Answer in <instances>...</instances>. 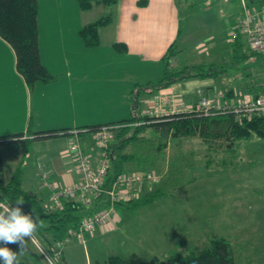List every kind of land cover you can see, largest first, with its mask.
Wrapping results in <instances>:
<instances>
[{
	"label": "crops",
	"instance_id": "crops-1",
	"mask_svg": "<svg viewBox=\"0 0 264 264\" xmlns=\"http://www.w3.org/2000/svg\"><path fill=\"white\" fill-rule=\"evenodd\" d=\"M180 1L118 0L112 11L97 6L83 12L78 0H39L42 61L51 74L57 77V81L51 85L39 84L34 90L18 72L14 49L0 36V138L22 134L19 141L15 140L17 142L0 144V178L9 181L17 168L22 167L25 191L37 195L43 206L48 208L51 206V191L47 187L43 188L44 176L48 177L49 184H56L59 188L73 186L78 181L75 164L71 158L65 159L66 150L72 141L68 133L75 130L81 132L84 151L97 167L102 154L95 140L93 142L90 129L132 119L131 114H134L131 113L129 101L136 87L161 79L162 59L177 39L179 31L182 29L184 32L183 19L186 17L182 15ZM183 2L185 9L192 7L193 0ZM248 2L260 7L264 0ZM109 12L114 15V23L100 30L101 46L86 48L79 36L80 30ZM192 17L190 14L188 20L191 21ZM179 42L182 46L184 33ZM116 44L126 46L127 51L118 52ZM198 81L206 86L193 89L185 81L158 95L176 96L186 104H193L200 90L208 94L219 92L213 82ZM143 91L150 92L149 89ZM234 91L241 92L237 89ZM256 91L257 88L253 87V91L247 94ZM146 93L141 97L143 111L150 107L155 97ZM147 131L121 151L118 138L112 142L113 159L119 155L127 157L122 159L124 173L150 171L139 168L145 158H140L137 151L138 143ZM57 132L67 135L52 136ZM161 148L167 151L166 156L169 153L171 156L172 144H165ZM165 161L168 170L162 174L163 179L157 189L164 196L166 193L163 189L168 187L171 180L170 157ZM198 168L197 173L203 174V165H196L195 170ZM200 173L188 179L190 185L197 184ZM187 184L188 181L183 187ZM26 185H29V191ZM124 207V210H133ZM120 209L118 207L117 214H120ZM117 214L106 231L119 230ZM188 241L185 243L189 247ZM187 249L185 253L190 252ZM123 258L126 264V258ZM144 258L142 254L136 257L138 261ZM64 260L65 264H69L66 249Z\"/></svg>",
	"mask_w": 264,
	"mask_h": 264
},
{
	"label": "rangeland",
	"instance_id": "rangeland-1",
	"mask_svg": "<svg viewBox=\"0 0 264 264\" xmlns=\"http://www.w3.org/2000/svg\"><path fill=\"white\" fill-rule=\"evenodd\" d=\"M180 5L186 17L184 42L174 66L216 63L224 66L226 72L219 79L208 80L215 88L251 93L253 89L249 87H256L264 71V58L244 57L251 53L246 39L242 38L243 47L239 49L228 42L233 23L242 12L240 0L229 5L193 0L188 9L181 0ZM187 83L193 89L206 86L198 80ZM129 103L132 113L134 104ZM180 142L166 130L147 131L138 143V156L145 158L139 168L161 174L163 179L168 170L165 160L170 157L171 180L163 189L166 195L141 211H127L121 206L118 231L99 228L86 235L85 242L77 237L71 239L66 246L69 264H107L113 256L125 257L126 264H168L173 254L185 253L187 248L202 249L214 236L233 243L236 264H264V140L254 137L232 153L212 151L199 139ZM165 144H172L171 156H166L165 148L160 149ZM65 156L70 158L67 150ZM200 164L204 173L199 172L197 184L190 185L188 179L199 174L200 168L195 170V166ZM148 193L143 191L142 196ZM34 236L50 255V248L36 233ZM28 243L32 255L22 252L19 261L47 264L40 248L31 239ZM139 254L145 255L142 261L136 259ZM56 263L65 264L62 259Z\"/></svg>",
	"mask_w": 264,
	"mask_h": 264
},
{
	"label": "trees",
	"instance_id": "trees-1",
	"mask_svg": "<svg viewBox=\"0 0 264 264\" xmlns=\"http://www.w3.org/2000/svg\"><path fill=\"white\" fill-rule=\"evenodd\" d=\"M78 4L83 12L91 11L97 6H104L109 11H112L117 6L118 0H78ZM39 14V0H0V36L14 49L17 56L18 72L23 76L27 85L32 90L39 84L51 85L57 81V77L51 74L42 61ZM113 23L114 15L112 12H109V14L98 21L84 26L80 30L79 36L86 48L100 47V30ZM182 36L183 31L181 29L177 39L162 59L163 74L161 79L156 82H149L146 85H138L132 93L130 101L134 104L132 107L134 115L132 119L120 122L119 124L131 125L140 121L149 122V124L142 127H128L119 131L115 136V139L118 138L120 142L119 150L121 151L127 144L139 139L140 135L148 129L166 130L170 133L173 140L178 141L199 139L210 150L225 153L234 152L236 147L239 146L240 148L245 141L254 137L264 140V119H254L241 124L232 115H218L214 117H202L196 114L174 115L165 119L142 116L143 104L141 97L147 92L143 90L149 89L150 92H147L146 95L155 96L178 83L190 80H215L225 74L226 68L216 63L174 66L180 55L179 40ZM231 45H236L237 49L243 47L242 39ZM115 48L120 53L127 51L126 46L123 45L116 44ZM255 55L259 54L251 51V53L244 55V57L249 59ZM249 88H251L250 90L253 89V87ZM137 91L138 94H136ZM233 92L234 90L227 91L229 96ZM137 95L139 96L137 97ZM100 127H91L90 130L92 131L90 132H94ZM54 134L52 136H60L61 133L57 132ZM66 135L67 133L61 134V136ZM21 137L22 134L3 137L0 138V144L17 142ZM109 151L110 153L113 151L112 143ZM113 156L111 170L105 181V189H111L116 178L124 173V162L122 159L127 157L119 155L117 159H113ZM23 183L22 167L17 168L9 181L1 177L0 203H5L13 208L18 206L24 214L32 215L33 219L37 220L39 224L35 233L51 251L57 242L66 240L71 232L77 231L85 219L108 207V198L102 196L90 208L84 207L75 201H66L62 211L52 212L43 206L42 201L37 195L26 192ZM163 196L164 193L162 191L153 190L138 200L128 204H119L118 207L128 206L130 209L137 210L153 204ZM26 244L27 250L23 253L32 255V249L28 241H26ZM7 246L12 250L19 251L17 244H9ZM61 259L65 263L64 254ZM19 264L31 263L19 261ZM107 264L125 263L122 256H113L107 260ZM168 264H236L234 246L229 239L214 236L211 238L209 244L202 249L173 254L169 257Z\"/></svg>",
	"mask_w": 264,
	"mask_h": 264
},
{
	"label": "built area",
	"instance_id": "built-area-1",
	"mask_svg": "<svg viewBox=\"0 0 264 264\" xmlns=\"http://www.w3.org/2000/svg\"><path fill=\"white\" fill-rule=\"evenodd\" d=\"M215 2L230 3L234 0H213ZM241 13L236 18L229 43L246 39L250 50L264 56V3L254 7L248 0H240ZM254 94H245L234 91L230 96L227 92L219 91L208 94L198 91V99L193 104H186L176 96L155 95L150 107L143 111V117L165 119L174 115H199L202 117L232 115L239 123L254 119H264V71L256 85ZM149 122L140 121L135 124H107L93 132L95 144L102 156L97 167L93 165L91 156L84 151L81 141V132L70 131L72 141L67 150L68 156L75 164L78 181L70 187L59 188L56 184H49L44 176V187L51 191V206L49 211H62L66 201H75L84 207L90 208L102 196L108 198V207L97 214L85 219L77 231L70 233L64 241L57 242L49 255L40 246L33 236L31 239L43 252L46 258L51 257L53 264L63 257L66 246L74 237L86 241V235L94 233L99 228H108L112 225L114 216L118 212L119 204H128L142 198V192H151L162 181L161 174L155 172L122 173L113 183L111 189H105V181L111 170L112 155L109 151L116 134L124 128L142 127Z\"/></svg>",
	"mask_w": 264,
	"mask_h": 264
},
{
	"label": "clouds",
	"instance_id": "clouds-1",
	"mask_svg": "<svg viewBox=\"0 0 264 264\" xmlns=\"http://www.w3.org/2000/svg\"><path fill=\"white\" fill-rule=\"evenodd\" d=\"M23 203V202H18ZM0 261L3 264H19L18 256L27 250L26 241L33 238L39 224L32 215L24 214L20 207H10L0 203ZM17 244L19 251L15 252L7 245ZM47 264H53L52 258H47Z\"/></svg>",
	"mask_w": 264,
	"mask_h": 264
}]
</instances>
